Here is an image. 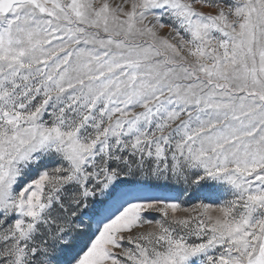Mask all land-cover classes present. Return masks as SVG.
Listing matches in <instances>:
<instances>
[{"label":"snow or ice","instance_id":"obj_1","mask_svg":"<svg viewBox=\"0 0 264 264\" xmlns=\"http://www.w3.org/2000/svg\"><path fill=\"white\" fill-rule=\"evenodd\" d=\"M0 264H264V0H0Z\"/></svg>","mask_w":264,"mask_h":264}]
</instances>
